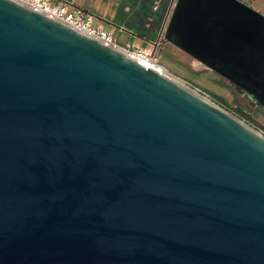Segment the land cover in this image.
Returning a JSON list of instances; mask_svg holds the SVG:
<instances>
[{
    "label": "water",
    "instance_id": "obj_1",
    "mask_svg": "<svg viewBox=\"0 0 264 264\" xmlns=\"http://www.w3.org/2000/svg\"><path fill=\"white\" fill-rule=\"evenodd\" d=\"M165 40L264 113L262 12L178 0ZM0 264H264V138L0 0Z\"/></svg>",
    "mask_w": 264,
    "mask_h": 264
},
{
    "label": "rangeland",
    "instance_id": "obj_2",
    "mask_svg": "<svg viewBox=\"0 0 264 264\" xmlns=\"http://www.w3.org/2000/svg\"><path fill=\"white\" fill-rule=\"evenodd\" d=\"M244 1L264 14V0H257L259 2H257L256 0ZM130 2L131 10L134 11L135 16L136 11L140 7L139 0H130ZM107 4L108 3H106L105 1L104 6ZM91 9L92 13H94L98 18L97 25L100 28H106L107 30L114 31V34L122 43L131 42L135 46H138L141 49L150 52L154 48L153 44L159 42L161 50L160 60L172 74L194 82L207 89L217 100V104L228 113L245 122L256 130H264V113L256 110H250L253 119H248L247 117L242 116L237 106L240 105L242 107H245L248 104L247 100L243 96L237 94L224 78L220 77L217 73L211 70H205L201 68L200 64L193 57L181 50L179 47L165 40V27L169 18L166 19V21L161 26V28H159V31L156 32V34H154V32L146 33L147 36L145 38L137 35H131L120 28L114 30L113 25H110L108 23V21H110L108 15L104 16L100 14V12H96L95 8L93 7H91ZM153 10L155 11V7H153ZM218 96L223 97L226 103H224Z\"/></svg>",
    "mask_w": 264,
    "mask_h": 264
},
{
    "label": "built area",
    "instance_id": "obj_3",
    "mask_svg": "<svg viewBox=\"0 0 264 264\" xmlns=\"http://www.w3.org/2000/svg\"><path fill=\"white\" fill-rule=\"evenodd\" d=\"M18 2L40 14H43L57 22H60L94 40H97L106 46L111 47L114 50L126 55L127 57L139 62L147 68H152L167 76L168 78L176 81L189 91L198 95L207 102H212L216 105L217 100L213 97L212 93L202 86L183 79L172 74L169 69L162 64L160 43L153 44L152 51H146L138 46H135L131 42L122 43L119 41L114 31L100 28L96 21L97 17L91 11L75 5H70L64 0H13ZM178 0H171L167 19L170 18L174 7ZM219 106V105H218ZM222 108V107H221ZM240 120V119H239ZM241 121V120H240ZM246 125L245 122L241 121ZM248 125V124H247ZM249 126V125H248ZM251 127V126H250ZM253 128V127H251ZM254 129V128H253ZM262 138H264L263 129H254Z\"/></svg>",
    "mask_w": 264,
    "mask_h": 264
},
{
    "label": "crops",
    "instance_id": "obj_4",
    "mask_svg": "<svg viewBox=\"0 0 264 264\" xmlns=\"http://www.w3.org/2000/svg\"><path fill=\"white\" fill-rule=\"evenodd\" d=\"M64 1L68 2L70 5L80 6L87 10L90 9L89 11H91L92 10L91 7H93L95 8L96 12H100V14L104 16L108 15L110 18V22L116 24L113 25L114 30L120 28V29H127L133 32L131 29H136L138 28V26L140 27L138 23L139 12L137 10L134 16V11L131 10L130 0H95V2L94 0H64ZM105 1L108 4L104 6ZM160 2L161 0L156 1L155 10L158 8L159 6L158 4H160ZM152 21H153L152 17H148V18L145 17L143 24L144 28H149L151 26Z\"/></svg>",
    "mask_w": 264,
    "mask_h": 264
},
{
    "label": "trees",
    "instance_id": "obj_5",
    "mask_svg": "<svg viewBox=\"0 0 264 264\" xmlns=\"http://www.w3.org/2000/svg\"><path fill=\"white\" fill-rule=\"evenodd\" d=\"M156 1L158 0H139V25L136 29H131L133 31L134 35L145 37L146 33H152L156 34V32L159 31V28L164 24L168 11L170 6V0H161L158 8L154 11L153 7L156 6ZM148 17H152L153 21L151 22V26L149 28H144V19ZM219 97V96H218ZM224 103H226L225 99L223 97H219ZM248 102V101H247ZM238 110L240 111L241 115L244 117H247L248 119H253V116L251 115V111H260L255 108H253L249 103L245 106H237ZM251 110V111H250ZM261 112V111H260ZM263 113V112H262Z\"/></svg>",
    "mask_w": 264,
    "mask_h": 264
},
{
    "label": "bare ground",
    "instance_id": "obj_6",
    "mask_svg": "<svg viewBox=\"0 0 264 264\" xmlns=\"http://www.w3.org/2000/svg\"><path fill=\"white\" fill-rule=\"evenodd\" d=\"M176 82V81H175ZM177 83V82H176ZM179 84V83H178ZM212 105H214V106H216L217 108H219V109H221V110H224L223 108H221L220 106H218V105H216V104H214V103H212V102H210ZM224 111H226V110H224ZM227 112V111H226ZM228 113V112H227ZM230 114V113H229ZM231 115V114H230ZM233 116V115H232ZM236 118V117H235ZM237 119V118H236ZM239 120V119H238ZM246 126L248 127V128H250L253 132H255L256 134H258L253 128H251L250 126H248L247 124H246ZM259 135V134H258ZM260 136V135H259ZM262 137V136H261Z\"/></svg>",
    "mask_w": 264,
    "mask_h": 264
}]
</instances>
